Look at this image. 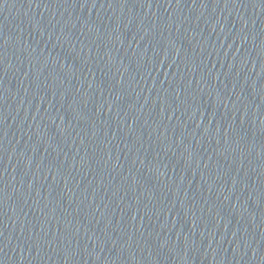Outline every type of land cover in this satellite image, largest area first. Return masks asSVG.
Returning <instances> with one entry per match:
<instances>
[{
	"label": "water",
	"instance_id": "obj_1",
	"mask_svg": "<svg viewBox=\"0 0 264 264\" xmlns=\"http://www.w3.org/2000/svg\"><path fill=\"white\" fill-rule=\"evenodd\" d=\"M0 264H264V0H0Z\"/></svg>",
	"mask_w": 264,
	"mask_h": 264
}]
</instances>
